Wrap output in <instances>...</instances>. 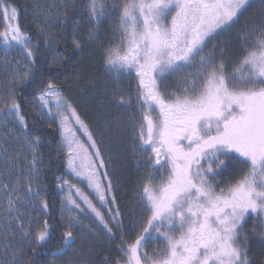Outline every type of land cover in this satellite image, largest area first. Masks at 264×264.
I'll return each instance as SVG.
<instances>
[{"label":"snow or ice","instance_id":"6c2138e0","mask_svg":"<svg viewBox=\"0 0 264 264\" xmlns=\"http://www.w3.org/2000/svg\"><path fill=\"white\" fill-rule=\"evenodd\" d=\"M69 8L77 5L52 0L40 8L34 42L13 0H0V264H36L55 227L41 176L43 137L33 131L35 117L30 127L28 103L61 135L54 151L66 168L55 176L63 231L53 255L73 249L77 228L99 227L115 248L101 264H264L250 253L251 239L264 245V0H87L86 42H99L105 76V130L110 138L130 132L145 168L131 234L108 172L105 132L97 138L54 79L41 72L37 82L38 56L59 65L69 33L72 49L84 47L78 12ZM12 50L18 55L9 59ZM29 86L37 93L22 102ZM233 162L239 175L226 177Z\"/></svg>","mask_w":264,"mask_h":264},{"label":"trees","instance_id":"16d2710c","mask_svg":"<svg viewBox=\"0 0 264 264\" xmlns=\"http://www.w3.org/2000/svg\"><path fill=\"white\" fill-rule=\"evenodd\" d=\"M13 2L19 9V22L21 26L27 28V30L32 34L33 40L35 42L37 24L36 13H38L39 9L41 8L38 5L39 2L36 0H13ZM61 2H65V0H61ZM66 2L68 4L75 3L77 5V9L69 8L68 11L70 13L73 11L78 12L76 19L80 20L82 25V27H80L79 33L83 31L84 35H82L81 38L85 37L87 39V35L85 36V32L87 33L88 28L91 27V25L87 23V13L84 10L85 5L87 4V0H66ZM49 3H52V0H50ZM61 11H63V9H61ZM2 28L3 21L2 17H0V29ZM101 39H104L103 35L101 36ZM65 43L68 45L67 48L65 47ZM43 48L44 45L43 41L41 40L40 49L43 51ZM58 51L62 55L67 56V59H64L59 65H53L52 57L50 54L45 55L44 57H37V82H39V74L42 72L45 79H54L58 84L61 85L62 90L71 98L73 97L76 100L81 97V93L86 92L87 94H89V96H91L92 104L96 103L97 105L98 103H102L105 98L102 95L103 84L101 82V79L103 80V77L105 76L103 72L102 61L100 59L99 42L89 43V45L84 43V47L82 50L72 49L71 33H69V39L66 42H60ZM41 60L44 61L42 64L40 63ZM0 78H6V75L4 73H0ZM98 81L101 83L97 85V87H95L94 83H98ZM93 91L96 94H94ZM36 93L37 89L32 86L25 88L22 94V102L25 96L28 101H32ZM86 97L87 96H83L81 98L82 103H88V108H93V112L99 114L97 108L95 106L92 107ZM24 110L28 114L30 127L32 126V118L35 117L37 124L33 128V131L41 134L43 137V143L39 146V151L43 157L44 163V167L41 171V176L42 181L48 185L49 200H54L53 206L48 210L50 223L54 224L55 226L52 233V239L46 245H42L41 247H39L35 256L36 264H49L53 259H58L59 257L64 256L59 254L53 255L54 253H56L57 247L61 243L60 234L63 231L60 207V197L62 194L56 188L55 176L65 175L66 168L64 164L56 158L54 151L58 147L61 137L59 131H57L54 126L52 128H49L45 120H41L39 117L35 116V112L33 111L31 103L25 104ZM50 164L51 170H49ZM125 166L127 167V163ZM123 168L125 170L124 166ZM128 170L127 172H125L127 173V175L124 174L122 176V179H120L119 183L117 184L118 186H120V189L117 190L116 196L119 205L123 208L122 218L126 223V218H128L132 222H135L134 220H132L133 212H131L130 210L131 199L129 198V196L132 184L137 181V177H134L133 172L130 170V168H128ZM125 209L126 211L128 210V213L125 211ZM126 233H128V231ZM100 253L105 256L108 254H112L113 251L109 253L108 251H103L102 249H100ZM27 256L31 257L32 253L30 251L27 252ZM100 260L102 259L100 258Z\"/></svg>","mask_w":264,"mask_h":264},{"label":"rangeland","instance_id":"374dc122","mask_svg":"<svg viewBox=\"0 0 264 264\" xmlns=\"http://www.w3.org/2000/svg\"><path fill=\"white\" fill-rule=\"evenodd\" d=\"M36 1L39 2L38 5L41 8L44 7L45 4H50L49 3L50 0H36ZM79 30H80V28L77 31H78V34L81 38V36L84 35V32L81 31L79 33ZM86 35H87V33L85 32V36ZM81 39L83 41H85V43L87 45H89V43L86 42L87 39L85 37L81 38ZM15 55H18V52H16L15 50H12L8 53V58L12 59V57ZM3 59H4V51H3V49H0V63H2ZM103 79H105V77H103ZM101 82H103L102 79H101ZM101 82L98 81V83H94V86L97 87V85H99ZM124 83H125V85H127L128 81L125 80ZM96 92H98V91H96ZM93 93H94V91H93ZM94 94H96V93H94ZM80 96L81 97L78 98L79 101H78V99L75 100V98H73V97H72V99L74 100V102H75L78 110L80 111L82 117L86 118L87 122L90 124V126L92 127L94 132L97 133L98 139L100 138L99 133L101 131L105 132L104 137H103L105 155H106V157H108V156L111 157V160H110L109 165H108V172H109L110 177L113 181L114 194H115V196H117L116 185L119 183V180L122 179V176L124 174L127 175V173H125V172H127L128 167H126L125 165H126V163H128L129 160L132 159V161H133V159H134L133 157H135V156H133L132 152H130L131 157L129 156L128 148L130 147V145H128V144L131 143L130 132L126 131L123 135L117 134L116 136H113L110 138V136H109V134H107V132L105 130V126H104L105 117L102 115V108H101L102 103L97 102L98 103L97 105H96V103L92 104L91 96H89V94H87L86 92L81 93ZM83 96H87L86 98L89 100L88 101L89 104L92 107L95 106L97 108V111L99 112V114H96L95 112H93L94 111L93 108L89 109L88 103H85L86 101L84 102L86 105L82 103L81 98ZM115 115H116L115 113H112L108 118H115ZM44 120H45L46 124H48L49 121H48L47 117H45ZM53 126L55 127L54 122H53ZM60 137H61V135H60ZM123 166L125 167V170H124ZM66 178L72 179L71 176H66ZM78 186L83 188L86 192H89L91 194V190L87 189L84 184H78ZM133 200H132L133 201L132 203L135 204V200H136L135 196L133 197ZM132 203L130 206V210H131V212H133L132 220L137 222L136 217L139 213H138L137 209H134L135 206ZM66 214L67 213L65 212V215ZM82 223L84 225H92L95 223V221L91 217H83ZM123 223H124L125 232L128 231V234H131V232H130L131 228L129 226H126V222L124 220H123ZM132 224H133L132 221H130L129 225L131 227H132ZM76 232L78 233V238L75 242L73 249L70 250L67 255H64L63 257H59L58 259H53L49 264H67V261L69 260V258H72L73 260H75L76 264H101L102 260H100V258L102 259L103 255L100 253V249H102L103 251H108L109 253H111L112 251H113V253L115 252L114 251L115 250L114 244L111 241H109V238L104 234V232L99 227H97L95 229V234H93L91 232H84L81 234L80 228H77ZM118 241H119V236L116 237V242H118Z\"/></svg>","mask_w":264,"mask_h":264},{"label":"flooded vegetation","instance_id":"af4514ba","mask_svg":"<svg viewBox=\"0 0 264 264\" xmlns=\"http://www.w3.org/2000/svg\"><path fill=\"white\" fill-rule=\"evenodd\" d=\"M220 39H223V37L220 38ZM128 145H130V147L128 148L129 156H130V154H131L130 152H132L131 143H129ZM133 158H134L133 159L134 162L132 161V159L129 160L128 163H127V167L130 168V170L133 172L134 177L135 178L137 177V181L134 182L132 184V186H131L129 198L131 199V203H132L134 201L133 197L135 196V198H136L135 204L134 203H132V204L136 207V208L134 207V209H137V211L139 213V204H138V197H137V194H136V190H137V188H138V186L140 184L141 179L143 178V176L145 174V168L141 164H138V162H137L138 158L137 157H133ZM241 167H242V165H239L238 163H234V162L231 163L230 166H229L228 171L225 173V176L228 177L231 174L239 175L238 169L241 168ZM116 189L119 190L120 186L116 185ZM118 204H119V202H118ZM120 208H121L122 215H123V208L121 206H120ZM125 211H126V209H125ZM126 212L128 213V210ZM126 221H127L126 226H130L129 225L130 220L128 218H126ZM132 223H134V222H132ZM251 224H252V220L250 219L248 221V224H247L246 227L250 228ZM130 228H132V227L130 226ZM250 253L253 256V258H255L257 261L261 260L262 258H264V245H261V243L259 242L258 239H251L250 240Z\"/></svg>","mask_w":264,"mask_h":264}]
</instances>
